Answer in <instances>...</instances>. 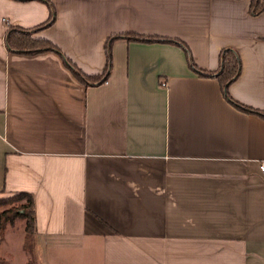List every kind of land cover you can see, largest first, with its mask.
I'll return each mask as SVG.
<instances>
[{
    "label": "crops",
    "instance_id": "obj_1",
    "mask_svg": "<svg viewBox=\"0 0 264 264\" xmlns=\"http://www.w3.org/2000/svg\"><path fill=\"white\" fill-rule=\"evenodd\" d=\"M49 1L53 19L33 36L104 80L81 82L54 51L8 50L6 25L32 29L49 9L0 0V196L32 195L36 257L264 264V118L231 105L180 45L123 37L177 39L204 71L231 48L240 66L228 94L264 112V10L250 15L248 0Z\"/></svg>",
    "mask_w": 264,
    "mask_h": 264
},
{
    "label": "trees",
    "instance_id": "obj_2",
    "mask_svg": "<svg viewBox=\"0 0 264 264\" xmlns=\"http://www.w3.org/2000/svg\"><path fill=\"white\" fill-rule=\"evenodd\" d=\"M46 3L49 9V17L42 24L32 29H24L20 27H14L6 25L7 29L5 32L4 42L8 50L19 53V54H32L39 51H54L63 60L64 64L70 69L72 74L83 83L87 82H100L104 79L96 76H88L81 73L69 60L61 56L59 50L48 40L33 36V33L38 29L47 26L53 19V7L49 0H42ZM248 13L250 15H256L264 10V0H248ZM118 36L110 37L106 40V63L108 62V44L113 38ZM123 37L128 40L136 41H168L180 45L186 53L188 65L193 68L201 76L214 77L223 97L235 108L247 112L255 113L264 118V112L254 109L252 107L243 105L230 97L227 91L229 83L236 78L239 72L240 61L238 55L231 48H222L219 51V67L215 71H204L197 69L193 64L189 53L184 44L177 39L160 38L156 36H143L135 33L123 34ZM107 66V64H106ZM7 206L0 210V236L3 235L6 224L12 223L14 218H18L23 221V237H22V249L28 256L27 263H33V257L35 255V227H34V210H33V198L30 193L19 192L8 197H0V207ZM2 260L0 259V263Z\"/></svg>",
    "mask_w": 264,
    "mask_h": 264
},
{
    "label": "rangeland",
    "instance_id": "obj_3",
    "mask_svg": "<svg viewBox=\"0 0 264 264\" xmlns=\"http://www.w3.org/2000/svg\"><path fill=\"white\" fill-rule=\"evenodd\" d=\"M5 207L7 206H1L0 210ZM22 237L23 221L14 218L12 223L6 224L3 235L0 236V259L2 260L0 264H28V256L22 249ZM50 251L51 249H44L42 251L38 249V256L33 257L34 261L31 264H53Z\"/></svg>",
    "mask_w": 264,
    "mask_h": 264
},
{
    "label": "built area",
    "instance_id": "obj_4",
    "mask_svg": "<svg viewBox=\"0 0 264 264\" xmlns=\"http://www.w3.org/2000/svg\"><path fill=\"white\" fill-rule=\"evenodd\" d=\"M162 85H163V83H162ZM260 170H263V166H260Z\"/></svg>",
    "mask_w": 264,
    "mask_h": 264
}]
</instances>
